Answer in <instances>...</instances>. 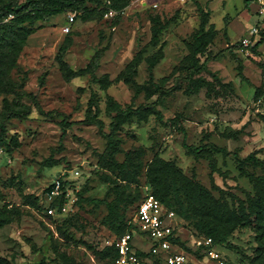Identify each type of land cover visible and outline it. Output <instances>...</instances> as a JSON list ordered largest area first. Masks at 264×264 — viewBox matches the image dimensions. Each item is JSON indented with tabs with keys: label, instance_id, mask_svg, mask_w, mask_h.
Here are the masks:
<instances>
[{
	"label": "rangeland",
	"instance_id": "obj_1",
	"mask_svg": "<svg viewBox=\"0 0 264 264\" xmlns=\"http://www.w3.org/2000/svg\"><path fill=\"white\" fill-rule=\"evenodd\" d=\"M25 1L0 0V6ZM198 1L209 11L206 44L198 54L206 69L193 74L189 68L201 25L194 0H121L115 7L109 0H75L46 20H34L24 11V18L4 21L0 58L17 59L5 78L36 101L22 99L31 113L11 118L4 135L9 147L0 144V223L12 218L0 226V257L14 264H40L43 258L46 264H111L108 241L117 231L107 202L117 219H130L144 195L153 191L146 172L155 156L174 161L230 206H248L249 195L259 198L261 192L247 174L264 176V166L247 164L242 170L238 158L258 152L264 159V40L255 52L253 44L242 47L264 0L248 7L247 0ZM109 9L116 11L114 17L107 15ZM99 52L94 81L85 71ZM60 56L81 74L67 79ZM153 60L161 94L149 78ZM0 89L1 118L7 103L21 106L15 103L16 93ZM92 94L107 133L110 97L123 108L156 104L163 121L153 112L131 118L116 135L117 149L109 151L98 126L83 122L91 113ZM174 117L183 123L189 144L213 143L227 153L208 147L206 157L196 159L183 146L184 133L168 122ZM65 123L70 124L66 129ZM128 153L140 159L133 182L123 179L113 163L121 164ZM72 169L82 174L74 188L51 198L49 185ZM84 186L88 191L81 194ZM49 206L66 211L52 216ZM170 207L178 213L176 229L189 253L187 264H260L264 210L238 224L226 243L215 245L181 209ZM141 243L136 237L135 247ZM145 264L158 263L147 257Z\"/></svg>",
	"mask_w": 264,
	"mask_h": 264
},
{
	"label": "trees",
	"instance_id": "obj_2",
	"mask_svg": "<svg viewBox=\"0 0 264 264\" xmlns=\"http://www.w3.org/2000/svg\"><path fill=\"white\" fill-rule=\"evenodd\" d=\"M112 7H115L116 4L121 0H109ZM195 4L200 11L201 14V25L200 31L196 35V44L193 46V62L189 68L191 74L195 72H200L203 69H206V64H200V60L198 54H200L204 46L206 44V24L208 23L209 11L205 10L198 0H194ZM75 0H26L23 3H7L0 6V27L4 26V21L9 18V16H13V19L24 18V11H28L30 16L37 19H48L50 16L60 12L63 8L73 6ZM254 0H247L246 7H248ZM13 21V19L9 18ZM10 25V22L7 23V26ZM10 27V26H9ZM31 30L27 29L29 33ZM3 40V38H1ZM264 37H262L255 45L252 46L253 51H256V48L260 46L263 42ZM64 52V51H63ZM101 52H99L91 66L88 67L85 73H90L93 77L94 81L96 79V70L99 67ZM61 69L63 71V75L67 79H71L76 75H80V72H75L71 70L67 64V62L63 59V56L59 58ZM17 62L16 57L8 58L1 57L0 58V88H8L10 91L16 93L15 103L20 105V108H16L12 105H7L6 110L2 113L0 118V144L9 147V143L7 142L4 135L7 131L6 123L13 117H21L26 118L31 113V107L27 104H24L22 99L24 97H32L34 101L36 98L30 92L26 90L17 91L15 86L11 84L5 77H7L11 70L14 68ZM156 60L150 62V73L149 78L150 82L153 85H156L155 91L161 92L164 88L160 87L154 82V73L153 68L156 64ZM263 74H264V65H263ZM6 79V80H5ZM1 90V89H0ZM263 89L260 92H257V95L263 94ZM89 110L91 113L86 116L83 120L84 123L87 124H95L98 126L101 134H103L109 141V151L117 149V137L118 131L122 128V126L128 122L133 117L145 118L147 116V112L156 113L157 117L163 121L162 112L156 107V104H151L149 106H138L135 107L130 105L126 108L120 107L117 103H115L113 98L108 99V116L111 119L110 123V132L104 131L102 120L99 118V106L96 100V95L92 94ZM168 122H170L176 129L184 133L183 146L187 149L188 153L193 155L196 159L206 157L203 153V150L210 147L215 153H224L227 151L225 148L217 146L215 144H206L203 146H195L193 144H189L187 142V132L183 125V123L177 118H171ZM70 124H64V129L69 127ZM111 154V152H110ZM258 152H252L247 155L245 158H238V165L243 170L245 165L247 164H255L259 166H264V159H260L257 157ZM210 166L214 170L215 164L213 161V157L210 158ZM139 157L135 159L132 157L130 153H128L127 160L122 162L114 161V166L116 169L120 168V172L123 179L128 181H135L137 177V170L140 167ZM133 167L130 169L129 166ZM139 169V168H138ZM80 172V176H81ZM147 179L149 184L152 186L153 191H151L159 200H161L167 207L172 209L170 206L175 205L181 211L184 212L185 216L192 221L195 227L203 230L205 233L209 235L213 239V244H224L227 242L229 235L232 233L234 228L240 223H248L251 221V217L253 214L258 213V211L264 210V207L261 208V203H263L264 198L261 193L264 195V176H258L254 174H247V177L254 183V187L257 192H261L259 194V198H252L249 195V205L245 206L244 203L240 204L238 207H233L229 205V202L222 197H216L212 190L198 182L196 179L188 177L183 173V171L177 166L174 161L166 160L160 156H155L150 162L147 164ZM75 177L73 174L67 172L66 176L63 178V193L68 191V189H73L76 185V181L80 177ZM54 181V180H53ZM53 183V182H52ZM49 185V190L52 185ZM88 187L84 186L82 189V193L87 192ZM62 195V196H64ZM146 195L140 200L137 204L136 209L127 221L123 219H117L114 211L112 209V202H107V205L110 209V214L112 217V225L117 231L116 236H121L127 231L131 230L133 224L132 222L133 216L139 207L140 203L143 201ZM91 201H99L104 202V200H95L90 199ZM173 210V209H172ZM61 208L57 214L52 215L56 216L61 213ZM176 212V211H175ZM178 215V213L176 212ZM12 221L11 217H7L3 219L0 223V226H3ZM177 241L183 246L184 244L178 238ZM262 248L264 249V243L262 244ZM261 248V249H262ZM185 249V248H184ZM262 249V250H263ZM186 250V249H185ZM264 251V250H263ZM188 252V251H187ZM108 253L111 254V264H113L118 257L117 248L114 245H110L108 248ZM140 255L144 257H151L149 253L140 252ZM260 264H264V254H261ZM153 259L158 263L162 264L159 259L153 257ZM45 258L42 259L40 264H46ZM0 264H14L11 260L0 257Z\"/></svg>",
	"mask_w": 264,
	"mask_h": 264
},
{
	"label": "built area",
	"instance_id": "obj_3",
	"mask_svg": "<svg viewBox=\"0 0 264 264\" xmlns=\"http://www.w3.org/2000/svg\"><path fill=\"white\" fill-rule=\"evenodd\" d=\"M257 14L259 17L250 28L249 36L243 40L244 46L242 45V47L255 45L264 37V1ZM107 15L114 17L116 11L109 9ZM67 172L75 177L80 176L78 169L62 172L50 187L51 198L55 199L63 193V178ZM58 211L59 208L48 207L50 215H55ZM61 211H66V208H61ZM130 224H133L131 230L121 236H114L108 241V245H114L118 251V257L113 264H145L147 258L140 255V252L149 253L152 258L159 259L162 264L189 263V253L177 241L179 234L176 229V212L167 207L152 192L146 194ZM136 237L140 238L142 242L138 247L134 245ZM206 243L211 244L212 239L208 238Z\"/></svg>",
	"mask_w": 264,
	"mask_h": 264
},
{
	"label": "crops",
	"instance_id": "obj_4",
	"mask_svg": "<svg viewBox=\"0 0 264 264\" xmlns=\"http://www.w3.org/2000/svg\"><path fill=\"white\" fill-rule=\"evenodd\" d=\"M262 2H263V1H262ZM262 2H261V4H262ZM260 6H261V5H260ZM259 8H260V7H259ZM259 8L257 9V11L259 10ZM257 16L259 17V15H257ZM257 19H258V18H257ZM257 19H256V20H257Z\"/></svg>",
	"mask_w": 264,
	"mask_h": 264
}]
</instances>
